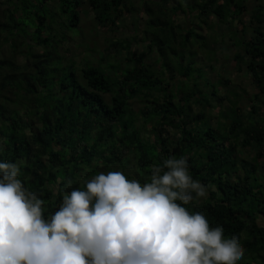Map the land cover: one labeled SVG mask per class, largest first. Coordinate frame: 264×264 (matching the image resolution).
Returning a JSON list of instances; mask_svg holds the SVG:
<instances>
[{
  "label": "trees",
  "instance_id": "obj_1",
  "mask_svg": "<svg viewBox=\"0 0 264 264\" xmlns=\"http://www.w3.org/2000/svg\"><path fill=\"white\" fill-rule=\"evenodd\" d=\"M256 1L259 6L244 25L245 0H141L139 8L136 0H3L0 40L10 57L0 58V162L19 166L24 187L44 201L45 219L66 192L85 190L101 172L121 171L143 184L150 182L154 163L185 157L207 197L182 206L202 213L211 227L222 226L225 238L239 237L245 251L237 264H264V164L258 162L264 159V119L253 120L254 105L248 115L232 108L223 115L225 123L214 127L204 109L222 100L218 87L207 93L200 88L202 70L192 53H184L193 49V39H207L198 32L200 24L211 32L221 24H240V30L232 27L239 49L234 60L246 63L259 90L255 99L264 108V0ZM85 5L97 28L114 33L128 16L139 23L147 15L144 35L150 38L140 42L147 51L133 53L136 38H125L112 41L104 57L125 51L131 55L127 68L104 67L105 59L78 68L65 59L69 33L80 31ZM177 17L187 19L185 27ZM154 50L157 60L147 65ZM159 64L161 71L154 67ZM195 106L203 111L194 112ZM140 119L151 124L146 134L137 126ZM253 149L252 161L240 157L242 150ZM132 162L141 175L124 172Z\"/></svg>",
  "mask_w": 264,
  "mask_h": 264
},
{
  "label": "clouds",
  "instance_id": "obj_2",
  "mask_svg": "<svg viewBox=\"0 0 264 264\" xmlns=\"http://www.w3.org/2000/svg\"><path fill=\"white\" fill-rule=\"evenodd\" d=\"M19 173L0 162V264H237L244 256L238 236L225 238L222 226L182 206L207 197L185 157L154 163L143 184L101 172L66 192L48 219Z\"/></svg>",
  "mask_w": 264,
  "mask_h": 264
},
{
  "label": "rangeland",
  "instance_id": "obj_3",
  "mask_svg": "<svg viewBox=\"0 0 264 264\" xmlns=\"http://www.w3.org/2000/svg\"><path fill=\"white\" fill-rule=\"evenodd\" d=\"M137 8H139L142 3L141 0H136ZM193 2L194 0H188ZM3 0H0V9L6 8V6L2 5ZM174 2L169 4V8L174 6ZM245 6L248 11L245 12L241 18L240 22L244 25H248L250 21V16L256 6H259V2L256 0H245ZM93 14L89 9H87V5H85L81 11V27L79 29H72V32L69 33L71 44L66 49L63 50V56L65 59H72L78 65V68H82L85 61L93 62L96 66L99 65L101 60L105 59L103 66L107 67L109 64H114L120 66V68H127L131 66L130 59L131 55L127 54L125 51H121V53L117 54V56L106 58L104 57L107 52L106 48L111 44L112 41L116 40H124L125 38L133 39L136 38L131 51L136 54H140L142 52H146L147 49L141 41L148 40L150 36L145 37L144 31L146 29V19L147 15H142L139 23L135 21V17L128 16L124 21L119 22V28L114 33L109 28L99 29L95 26L93 22ZM177 24L182 25L186 24L187 19L184 17H177L175 19ZM215 20V19H213ZM198 23V21H196ZM199 24V23H198ZM189 26V23H187ZM236 26H232V23L228 25L221 24L217 30V26L214 27V30L208 31L206 26L200 24L201 30H199V34L207 37V39L199 38L193 39V49L190 48L187 52V56H194V62L196 63V67L201 68L202 70V78L200 80V88L205 89L206 93L211 92L213 88L218 87V97L222 98V100H215L212 102V108L204 109L205 112L212 118V124L214 127H217L218 124L225 123V118L223 115H230V109L234 108L237 110L239 114H247L251 111V106H255L258 109V114L253 115V120H259L260 118L264 119V108L261 107L259 102L256 101L255 96L259 95V90L253 85L252 78L248 74L246 69V63H238L234 60V56L239 52V49L234 45L232 41V27L238 28L240 30L242 26L238 23ZM196 29H199L197 26H193ZM233 28V29H234ZM223 36V41H222ZM166 37L163 36V39ZM169 39V34H168ZM73 41V42H72ZM203 41L205 46H203ZM1 43V40H0ZM169 43V42H168ZM164 47H167V44H164ZM207 46V47H206ZM178 53H182L180 51ZM192 53V55L190 54ZM157 52L154 50L149 54V57L146 59L147 65H153V63L157 60ZM10 50L7 45L0 44V58H9ZM19 63L24 66L26 59L23 55L18 56ZM155 70L161 71V66L154 65ZM180 80H184L181 77H178ZM206 80H208L207 88L204 86L206 84ZM223 80H228L227 85H223ZM225 84V83H224ZM174 86V85H173ZM156 97L157 94H156ZM11 98L15 99L16 97L11 96ZM264 97L261 96V99ZM141 101V99H140ZM142 103L137 101L135 103V110L139 111L142 107ZM198 109L203 111V108L200 106L194 107V112H197ZM252 121V120H251ZM137 126L141 129L142 134H146V131L151 124L145 123L143 119H140L137 122ZM148 134V133H147ZM177 131L174 132L175 136L177 135ZM256 149L251 150H242L240 152V157L252 161L253 157H255ZM261 164H264V159H260L258 161ZM264 171L261 169V172ZM124 172L126 174H131L134 176L135 174L141 175V172L135 168L134 163L127 164Z\"/></svg>",
  "mask_w": 264,
  "mask_h": 264
}]
</instances>
